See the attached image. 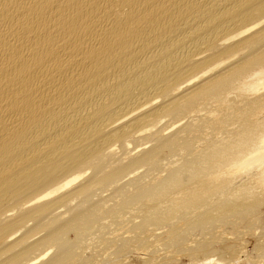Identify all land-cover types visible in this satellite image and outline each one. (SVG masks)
Masks as SVG:
<instances>
[{
  "label": "bare ground",
  "instance_id": "6f19581e",
  "mask_svg": "<svg viewBox=\"0 0 264 264\" xmlns=\"http://www.w3.org/2000/svg\"><path fill=\"white\" fill-rule=\"evenodd\" d=\"M262 207L264 0H0V264H238Z\"/></svg>",
  "mask_w": 264,
  "mask_h": 264
},
{
  "label": "rangeland",
  "instance_id": "374dc122",
  "mask_svg": "<svg viewBox=\"0 0 264 264\" xmlns=\"http://www.w3.org/2000/svg\"><path fill=\"white\" fill-rule=\"evenodd\" d=\"M88 177V175L86 176L85 175V178ZM260 213H263L261 214V220L264 221V207L261 208V212ZM264 223V222H262ZM261 223V226H258L257 229L254 230V236L255 238L257 239V241H263L264 242V224ZM263 226V227H262ZM197 229V230H196ZM196 229H193L189 232V234L187 235L188 237H186V243L189 245V247L191 248H195L199 242H203L204 240H208L210 237L209 235L212 234L211 232L213 231L214 234L216 235V233H224V235H222L223 237H221L220 240H217L215 241V243L213 242V245H215V250H214V253L216 254H213V258H221L223 257L222 256V252L224 251L225 247L227 244V241L228 242H236L235 244H239L240 246H242V243L243 242L245 248H242L240 249H237V252H236V256L239 257V263L238 264H256L255 261H257L260 257H263L264 258V253H260L257 251V249L254 247V246H251L253 245V240H255V238L250 235H248V238H247V235L246 237H244L243 235L245 234H234L232 232V230L229 228V226H223L222 228H213V229H209L210 230V234L206 233V231H202V230H199V228H196ZM220 229V230H219ZM199 231V232H198ZM219 231V232H218ZM256 231V232H255ZM159 232V231H158ZM160 233V232H159ZM230 234V235H229ZM208 235V236H207ZM227 235V237H226ZM239 235V236H238ZM230 236V237H229ZM261 236V237H260ZM198 237V238H197ZM227 238H229L227 240ZM252 238V239H250ZM244 239L246 240L244 242ZM259 239V240H258ZM263 239V240H262ZM154 239H150L149 241H153ZM248 240V241H247ZM149 241L147 240V242L149 243ZM154 241L156 243V246L154 244ZM153 243H150V244H147V255L146 257H149V258H154V257H160V255L163 253L164 250H174V251H178V248H173V247H177L175 245H172L170 242L166 240H164V238L161 240L160 238L157 240H154ZM166 241V242H165ZM160 242V243H159ZM227 243V244H226ZM241 243V244H240ZM153 247H152V245ZM172 245V246H171ZM112 246L110 248V250H107L106 252H104V254L102 255L101 253L98 254V260L100 263H105L106 261L105 260H108V259H111L113 257H116V260H119L120 262H122L123 264H146L145 262H142V258H140L138 255H137V252H134L135 255H133V251H136L134 249H130L127 250H123V251H119L118 252V246ZM171 246V248H170ZM156 247V248H155ZM115 248V249H114ZM134 248V247H133ZM160 248V249H159ZM164 248V249H163ZM151 249V250H150ZM153 249V250H152ZM157 249V250H156ZM163 249V250H162ZM248 249V250H247ZM219 251V254L217 253V251ZM110 251V252H109ZM158 251V252H157ZM173 251V252H174ZM254 251V252H253ZM108 253V254H107ZM150 254V255H149ZM218 254V255H217ZM105 255V256H104ZM116 255V256H115ZM158 255V256H157ZM208 254H204L202 257H205L207 256ZM100 256V257H99ZM102 256V257H101ZM111 257V258H109ZM188 258V259H187ZM114 259V258H113ZM249 259V260H248ZM257 259V260H256ZM186 260V261H184ZM195 261L196 259H192L189 257H180V259L178 260L179 264L181 262H188V261ZM251 260V261H250ZM125 262V263H124ZM226 264V263H225Z\"/></svg>",
  "mask_w": 264,
  "mask_h": 264
}]
</instances>
